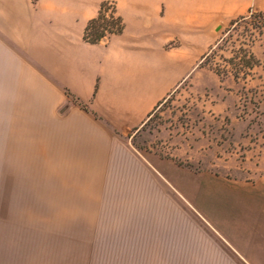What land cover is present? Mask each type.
<instances>
[{
    "label": "crops",
    "instance_id": "obj_1",
    "mask_svg": "<svg viewBox=\"0 0 264 264\" xmlns=\"http://www.w3.org/2000/svg\"><path fill=\"white\" fill-rule=\"evenodd\" d=\"M103 1H44L39 15L0 0V264H264V220L237 213L257 210L249 196L263 188L199 170L196 148L176 149L186 167L129 141L192 76L197 91L222 90L188 40L253 4L264 14V0H118L122 32L93 44ZM250 53L245 79L260 67ZM243 70L226 77L236 86ZM154 193L196 215L88 208Z\"/></svg>",
    "mask_w": 264,
    "mask_h": 264
},
{
    "label": "rangeland",
    "instance_id": "obj_2",
    "mask_svg": "<svg viewBox=\"0 0 264 264\" xmlns=\"http://www.w3.org/2000/svg\"><path fill=\"white\" fill-rule=\"evenodd\" d=\"M44 1L50 2L52 9L57 0H27V6L40 15ZM19 3L21 4L15 2L16 5ZM103 3L115 10L119 1L104 0ZM120 4L122 8L123 2ZM256 12L261 13L260 7L253 4L243 15L221 17L219 24H222L223 28L218 32L209 30L206 39L204 32L192 33L193 37L188 42L193 45L191 54L193 62L197 61L196 71L202 68L212 73L219 72L218 75L221 74L223 78L222 90H216L214 93L213 89L206 87V91H197L193 88L192 76L162 101L139 129L131 133L129 141L136 149L146 155L156 153L164 158L174 159L189 167L193 164L176 149L183 146L190 153L189 151L196 148L202 154L203 160L202 166H196L199 170L209 168L225 176L224 180H237L264 190V23L261 30L256 29L250 20L247 26L243 25L238 29L232 25L239 17H250ZM239 48L248 52L252 49L260 61V67H256L251 73L254 78L250 76L248 79L244 76L246 70L242 69L243 80L235 86L228 80L231 75L226 77V72H238L234 64L240 62L244 54ZM205 55L209 56L206 61L203 57ZM245 60H248V57ZM219 99L222 101L223 110H227L210 114L208 108L219 102ZM170 194L164 197L154 193L151 199H142L143 203L140 204L88 201V208L196 215L185 201ZM249 198L258 209L236 210L237 213H250L255 219L264 220V192L254 191Z\"/></svg>",
    "mask_w": 264,
    "mask_h": 264
},
{
    "label": "trees",
    "instance_id": "obj_3",
    "mask_svg": "<svg viewBox=\"0 0 264 264\" xmlns=\"http://www.w3.org/2000/svg\"><path fill=\"white\" fill-rule=\"evenodd\" d=\"M250 22L254 23L256 29H262V23H264V14L260 12L252 13L250 17H239L235 20L232 25L234 28L238 29L240 27L247 26ZM123 22L120 17L115 16L114 8H109L106 3L102 4L100 12L97 18L92 19L85 29L84 40L93 44H98L110 35H117L122 32ZM239 50L244 53L243 57L239 56L240 62L235 63L234 67L237 70H242L243 68L249 67L252 62H255V57L248 51ZM208 55L205 57V61L208 59ZM248 57V60H245ZM219 73V72H218Z\"/></svg>",
    "mask_w": 264,
    "mask_h": 264
},
{
    "label": "water",
    "instance_id": "obj_4",
    "mask_svg": "<svg viewBox=\"0 0 264 264\" xmlns=\"http://www.w3.org/2000/svg\"><path fill=\"white\" fill-rule=\"evenodd\" d=\"M223 28V25L222 24H219L218 26H217V28L214 30V32H218L220 29H222Z\"/></svg>",
    "mask_w": 264,
    "mask_h": 264
}]
</instances>
